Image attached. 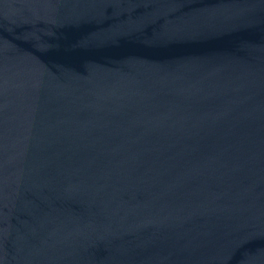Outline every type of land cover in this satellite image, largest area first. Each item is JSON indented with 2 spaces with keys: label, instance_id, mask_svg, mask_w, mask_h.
<instances>
[{
  "label": "water",
  "instance_id": "95a60500",
  "mask_svg": "<svg viewBox=\"0 0 264 264\" xmlns=\"http://www.w3.org/2000/svg\"><path fill=\"white\" fill-rule=\"evenodd\" d=\"M0 264H264V0H0Z\"/></svg>",
  "mask_w": 264,
  "mask_h": 264
}]
</instances>
